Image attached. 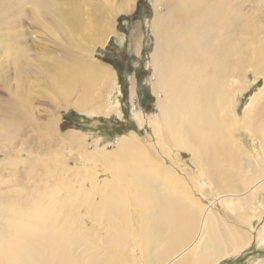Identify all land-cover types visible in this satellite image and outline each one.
<instances>
[{
    "label": "rangeland",
    "instance_id": "1",
    "mask_svg": "<svg viewBox=\"0 0 264 264\" xmlns=\"http://www.w3.org/2000/svg\"><path fill=\"white\" fill-rule=\"evenodd\" d=\"M223 1L239 19L233 30L228 17L222 36L217 32L213 35L214 41L224 44L219 59L225 64L228 100L235 109L233 114L227 108L219 121L227 125L230 144L244 159H255L264 170V139L255 134L259 122L264 121V74L255 75L251 67L259 60L255 54L258 43H264V0ZM128 2L134 3V10L117 12L115 33L103 41L100 34L108 27L113 15L110 12ZM157 3V0H0V192L11 198L12 206L26 211L41 193L55 191V210L59 213L62 209L58 203H68L62 215L71 211L74 226L83 225L84 233L92 234L89 241L99 248H105L103 241L113 232L107 229L106 222H98L96 213L97 205L105 207L103 195L110 191L108 175L97 151L113 152L123 138H136L151 155H160L164 166L185 181L192 197L204 207L228 195V189L211 180L206 171L197 169L190 153L174 148L167 139L159 141L163 138L157 133L161 95L153 91L156 76L152 61L157 15H165L167 10L165 4L156 7ZM72 6L78 7L81 17L89 23L83 33L78 32L73 38L78 45L87 44L89 49L70 45L53 23L59 20V10L68 12ZM230 32L234 39L229 38ZM236 43L237 55L231 57ZM66 60L94 62L105 68L106 75L93 86L94 98L85 109L76 106L79 87L64 94L66 90L56 93L45 84L49 78L42 71ZM256 97L258 105L254 113H249ZM69 114L73 121V116H77L75 121L82 126L77 123L64 131L62 123ZM221 169L236 172V166L227 162L221 164ZM157 186L164 188L166 184L160 179ZM251 188L256 196L246 207L252 216L250 226L235 224L224 206L215 205L216 212L229 224L244 232L250 228L257 232L241 255L231 254L219 264H264L261 236L264 233H258L264 228V185L253 184ZM132 197L130 214L135 246L132 264H145L140 226L146 212L137 197L133 194ZM83 252V247L76 251Z\"/></svg>",
    "mask_w": 264,
    "mask_h": 264
},
{
    "label": "bare ground",
    "instance_id": "2",
    "mask_svg": "<svg viewBox=\"0 0 264 264\" xmlns=\"http://www.w3.org/2000/svg\"><path fill=\"white\" fill-rule=\"evenodd\" d=\"M157 2L156 7L165 4L167 10L165 15H157L152 61L156 76L153 91L161 95L157 133L163 138L159 141L167 139L174 148L190 153L197 169L206 171L211 180L228 189V195L204 207L192 197L185 181L164 166L160 155H151L136 138H123L113 152L97 151L108 175L107 189L110 188L103 195L105 207L96 206L98 222H106L107 229L113 232L103 241L105 248L89 241L92 234L86 235L83 225L74 226L71 211L62 215L68 203H58L62 209L59 213L55 210V191L41 193L26 211L12 206L11 198L0 192V264H132L135 255L130 214L132 194L146 212L140 226L145 264H219L231 254H242L253 234L256 238L257 232L251 228L242 231L215 210L217 204L224 206L235 224L250 226L252 216L246 207L256 196L250 187L264 185V170L255 159H244L230 144L227 125L219 121L227 108L233 114L235 109L228 100L229 83L223 75L225 64L219 59L224 44L214 41L213 35L217 32L222 36L228 17L234 30L238 15L223 0ZM132 3H124L125 6L110 12L113 15L108 27L100 34L103 41L115 33L117 12H131L135 7ZM59 12V20L53 21L55 28L68 38L70 45L89 49L87 44L78 45L73 38L89 26L78 7ZM232 37L230 32L229 38ZM235 38L239 40L238 34ZM235 47L237 43L230 51L231 57L237 55ZM255 54L259 60L251 67L255 75H263V42L258 43ZM42 73L49 78L45 84L56 93L66 90L64 94H70L79 87L81 93L76 102L79 109L90 104L94 98L93 86L106 75L103 66L77 60L51 64ZM258 101V97L253 100L249 113H254ZM255 134L264 139L263 120ZM224 162L235 165L236 172L222 170ZM160 179L166 187L157 186ZM259 232L264 233V228ZM81 247L84 252L76 253Z\"/></svg>",
    "mask_w": 264,
    "mask_h": 264
},
{
    "label": "trees",
    "instance_id": "3",
    "mask_svg": "<svg viewBox=\"0 0 264 264\" xmlns=\"http://www.w3.org/2000/svg\"><path fill=\"white\" fill-rule=\"evenodd\" d=\"M74 117V121L72 120V117H71V114L67 115L65 118H64V121L62 123V128L63 130H68L72 127V125H75L78 123V125L82 126V124L80 122H77L75 121V118H77V116H73ZM81 119V118H79Z\"/></svg>",
    "mask_w": 264,
    "mask_h": 264
}]
</instances>
